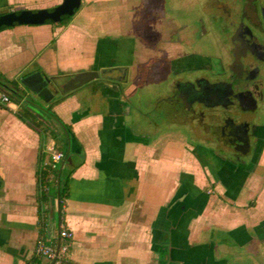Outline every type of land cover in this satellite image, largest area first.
I'll return each instance as SVG.
<instances>
[{"label":"crops","instance_id":"obj_1","mask_svg":"<svg viewBox=\"0 0 264 264\" xmlns=\"http://www.w3.org/2000/svg\"><path fill=\"white\" fill-rule=\"evenodd\" d=\"M63 1L0 0V14ZM159 8L157 0H82L68 23L0 29V85L12 98L0 104V264L33 258L40 237L37 170L42 151L46 158L57 147L68 151L69 195L62 217L57 198L50 205L46 238L55 239L61 223L72 229L65 264H259L264 143L243 175L179 130L171 100L160 104L172 114L167 124L146 116L144 102L157 95L140 90L146 81L157 83L164 52L139 36L169 39ZM115 66L126 70L101 73L52 99V110L72 128L69 144L48 102H31L48 127L45 141L18 115L26 98L12 91L11 81L22 87L23 75L43 70L64 82L82 70ZM37 262L50 264L43 256Z\"/></svg>","mask_w":264,"mask_h":264},{"label":"flooded vegetation","instance_id":"obj_2","mask_svg":"<svg viewBox=\"0 0 264 264\" xmlns=\"http://www.w3.org/2000/svg\"><path fill=\"white\" fill-rule=\"evenodd\" d=\"M157 2L155 14L170 34L153 43L139 36L147 48L164 52L157 81L162 87L143 86L157 95L144 102L146 116L152 119L150 110L171 100L179 130L244 175L264 143V0ZM169 45L172 52L165 50ZM167 114L160 117L165 124L172 117ZM256 260L264 264V255Z\"/></svg>","mask_w":264,"mask_h":264},{"label":"water","instance_id":"obj_3","mask_svg":"<svg viewBox=\"0 0 264 264\" xmlns=\"http://www.w3.org/2000/svg\"><path fill=\"white\" fill-rule=\"evenodd\" d=\"M82 0H64L53 9L42 8L39 10L23 9L20 11L12 10L0 14V29L14 25L16 23H40L52 20L60 21L65 15H73L75 9L80 6ZM126 70L125 66H115L109 69H90L79 71L69 76L64 82H60L58 77L49 76L43 70H35L23 75L20 78L22 85L20 92L26 99H40L43 102H50L58 93H64L76 89L87 82L98 78L102 73L104 76H110L107 73L114 74ZM117 77V76H115ZM27 108L35 115L40 116L42 112L32 103L27 104Z\"/></svg>","mask_w":264,"mask_h":264},{"label":"trees","instance_id":"obj_4","mask_svg":"<svg viewBox=\"0 0 264 264\" xmlns=\"http://www.w3.org/2000/svg\"><path fill=\"white\" fill-rule=\"evenodd\" d=\"M79 7L75 9V12L78 10ZM73 15H65L60 21L56 23H61V24L68 23L73 17ZM48 22L55 23L52 20H49ZM2 82L5 84L4 81ZM10 87L15 94L20 93L19 95L24 97L23 93L20 92L21 88L18 82L14 80L11 81ZM32 99L33 98L25 100V104H23L22 108L18 110V115L24 121L28 122L30 125L36 128L41 134L42 141H45L48 127L44 125L42 120L37 115H35L31 110L27 108V104L31 103ZM52 103H53V100L48 102V107H46L45 109L49 111L55 118L59 119L63 127L67 130L68 132L67 142L69 144L71 140L72 128L70 125L62 122V120L58 117L56 112L52 110ZM54 135L56 134L54 133ZM56 149L63 150L65 153V157L67 156L68 151L66 147H63V148L57 147ZM44 154L45 153L42 151L39 167L37 170V181H38L37 199H38V205L40 209V222H39L40 223V237L39 239H45L46 241H49V239L46 238V233H47L46 226L48 222L50 205L53 203L54 199L57 198L59 215L60 217L63 216L62 209H63L64 201L69 195V176H70L71 170L64 171L63 165L59 166L58 168H54L48 164H44V159H45ZM54 175L58 176V184H55L54 182V178H53ZM55 240L56 238L51 241L54 242ZM38 257H39L38 254L34 252L33 258L27 261V264H39L37 262Z\"/></svg>","mask_w":264,"mask_h":264},{"label":"built area","instance_id":"obj_5","mask_svg":"<svg viewBox=\"0 0 264 264\" xmlns=\"http://www.w3.org/2000/svg\"><path fill=\"white\" fill-rule=\"evenodd\" d=\"M11 99L9 91L0 85V104H10ZM64 159L65 153L63 150L52 148L48 156L44 159V164L58 168L63 165ZM53 178L55 184H58V176L54 175ZM73 236L74 233L72 229L62 223L60 224L56 240L53 242L39 239L36 244L35 253L38 254V256L46 257L50 264H65L69 258Z\"/></svg>","mask_w":264,"mask_h":264},{"label":"rangeland","instance_id":"obj_6","mask_svg":"<svg viewBox=\"0 0 264 264\" xmlns=\"http://www.w3.org/2000/svg\"><path fill=\"white\" fill-rule=\"evenodd\" d=\"M150 82H153V84H150V85H152V89H159V88H161L162 87V83H154V80H149V81H146V84H149ZM149 88H150V86H149ZM148 88H143V89H141L140 91L142 92H144L145 94H143V95H146V92L148 91L147 90ZM149 106V105H148ZM161 106V105H160ZM151 109V108H150ZM149 109V110H150ZM162 112H163V109H156V110H150V113L152 114V116L154 117V119H156V120H158V119H160V117L162 116Z\"/></svg>","mask_w":264,"mask_h":264}]
</instances>
